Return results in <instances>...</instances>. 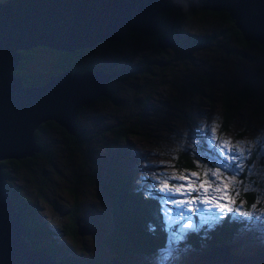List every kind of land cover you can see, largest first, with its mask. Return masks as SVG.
<instances>
[{
	"label": "rangeland",
	"instance_id": "374dc122",
	"mask_svg": "<svg viewBox=\"0 0 264 264\" xmlns=\"http://www.w3.org/2000/svg\"><path fill=\"white\" fill-rule=\"evenodd\" d=\"M175 20L170 13L162 24L161 30L171 29L177 41L163 53L156 52L150 40L135 36L105 49L104 58L100 51L105 47L95 50L100 55L95 58L100 67L126 65L138 75L113 83L118 91L113 102L95 99L87 103L80 116L89 131L85 156L70 151V139L65 138L62 130L50 127L36 133L38 141L53 155L49 163L37 158L23 168H8V181L19 187L30 202L27 216L45 222L54 237L67 223L73 199L78 201L80 222L75 224L87 228L89 234L74 245L68 237L58 236L66 247L60 252L62 255L80 260L84 256L85 261L94 258L98 264H111V257H117L104 244L115 226L111 220L114 204L110 205L103 193V183L111 172L127 180L129 190L138 189L154 199L164 230L161 249L152 254L131 253L127 260L117 257L121 264H202L199 253L206 246L203 237L209 238L208 230L229 219L235 220L237 229L231 241L222 244H230L231 253L248 256L255 249L264 251V72L258 74L254 83L258 100L247 99L237 109L234 97L253 66L251 55L258 60L263 57L253 48L246 50L248 58L239 59L231 49L235 46L233 41L221 38L225 28L221 17L191 14ZM197 35H207L210 42L195 46L192 41L187 45L183 40ZM156 60L165 64L160 66ZM60 69L53 72L49 69V74H57ZM224 99L232 100V116L230 125L223 131L220 114ZM120 121L127 122L131 132L112 142L109 130L120 127ZM101 132H104L102 136ZM180 150L190 152L191 170L178 166ZM87 158L88 166L82 165ZM225 164L231 167L225 168ZM193 172L198 175L189 179L195 182L193 187L197 191L168 196L161 192L165 181L169 188L189 183V180L172 179L173 174L179 177ZM205 180L212 182L211 187L205 184L207 191L199 187ZM224 183H229L228 195L235 203L220 199ZM217 186L220 192L215 191ZM38 187L42 188V199L36 196ZM188 191L187 187L182 188V192ZM248 199H253V203L245 206ZM224 204L233 210L218 207ZM177 205H183V211L187 212L182 224L191 227L186 228L182 239L173 243L172 226L164 222L181 211ZM155 224L154 220L150 231ZM118 225L117 230L125 233L120 221ZM49 240L39 238L40 242ZM57 258L58 255L53 259Z\"/></svg>",
	"mask_w": 264,
	"mask_h": 264
},
{
	"label": "water",
	"instance_id": "95a60500",
	"mask_svg": "<svg viewBox=\"0 0 264 264\" xmlns=\"http://www.w3.org/2000/svg\"><path fill=\"white\" fill-rule=\"evenodd\" d=\"M188 12H222L241 44L264 48V0H189ZM182 11L173 0H0V170L1 161L25 160L39 151L34 131L50 123L68 134L76 131L81 106L107 95L116 76L102 68L62 70L37 86H26L13 73L19 51L51 49L76 53L115 44L123 33L153 35L157 14ZM184 12V11H182ZM173 39L161 38L164 50ZM244 56V55H243ZM158 65L165 62H156ZM81 236L87 228L77 227ZM26 228L15 211L0 172V264H60L25 239ZM230 244L201 251L202 264H264V251L231 253ZM111 264H121L111 257Z\"/></svg>",
	"mask_w": 264,
	"mask_h": 264
},
{
	"label": "trees",
	"instance_id": "16d2710c",
	"mask_svg": "<svg viewBox=\"0 0 264 264\" xmlns=\"http://www.w3.org/2000/svg\"><path fill=\"white\" fill-rule=\"evenodd\" d=\"M170 13H173V16H175V21H180L186 17H189L191 14H205L215 17H221L224 21V13L222 12L163 11L157 14L158 23L155 27V34L144 36L141 34L123 33L121 41H116L115 44L112 45L103 46L105 48L100 51V55L103 58L106 57L104 54L105 49L114 48L115 46H117V44L120 45V43H124V41L131 36L140 37L143 39V41L150 40L153 49H155V51L158 53H163L166 49H160L157 46V40L163 37L170 39L174 38L172 33L169 31L171 29H166L165 31L161 30L165 17H167ZM224 22L225 28L223 29V37L221 38H227L225 41L230 39L231 41H233L235 46L231 49L235 51L234 53L239 59L248 58V53L246 52V50L251 51L250 49L253 48L257 49L256 51L253 50L256 52V54H260V56L263 57L262 59L258 60L255 55H251L254 60L253 66L249 71V75L245 78L243 85L239 88L238 92L236 93V96H234L235 98H237L236 108L240 109V107L244 105V102L247 99L258 100L254 83L258 74H260V72H264V48L241 44L236 30H230V21ZM207 38H209L207 35H197L194 37L190 36L188 39L183 38V40H186L185 43L187 45H189L188 43L192 41L195 46H204L210 42ZM173 41L175 40L173 39ZM96 49L97 48L71 54L46 48L19 51L20 59L16 68L13 70V73L21 78L22 83L24 85L37 86L43 84L47 80L48 76L50 75L49 69H52L53 72V70L57 69L58 67H61L60 70L68 69L75 72H81L88 69L102 68L109 73H116V76L111 79L106 85L107 95L100 96L98 99L113 102L114 97L118 92L117 89L114 87L113 83H118V81L123 79L128 81L131 78H135L138 74L136 72H132L131 67L126 65L116 68L105 66L100 67V65H98L99 61L95 59L100 56L99 53L95 52ZM147 60L149 61L148 58ZM150 62L152 63L151 60ZM159 65L163 66L164 64L160 63ZM157 68L163 69L162 67L158 66ZM44 77L45 79L42 83ZM231 102L232 100H223L220 114L222 122L220 128L221 130L223 129V131L226 130L230 125V117L232 116ZM87 105L88 104L81 106V108L77 111L75 115V133H67V138L70 139L69 146L72 147L70 148V151H76L82 154V156H85V149L89 148V142L86 138V134L87 132H89L87 130V123L80 121V116L82 112L85 111ZM126 123L127 122L120 121V127H118L117 129L109 130L112 134V142L124 138L126 136V133L131 132V129L126 126ZM50 127L56 128L55 126L46 122L39 124L38 129L34 131L39 151L34 153L32 156L26 157L24 161L15 159H7L1 161L2 167L0 172L4 178L5 190L10 196V200L15 211L19 214L22 219V222L26 228L25 239L27 240L32 249L37 250L38 248H42L45 252L49 253L52 258L58 255L56 261L60 264H98V262H96L94 258H90L85 261L84 256H82L80 260L74 259V257L68 255H62V253H60L65 250L66 247L59 242L58 236L60 238L68 237L69 240L72 242V245H74V243L82 242L84 236H86H81L77 233L78 229L75 223H79L80 221L77 215L76 203L78 201H76V198H74L71 203V209L70 213L68 214L67 223H64L62 225L60 233L54 237V233L51 231L50 227L45 222H37L35 221L34 216H27L26 208H29V200L20 192L19 187L13 185L11 182L8 181L9 172L7 171V168H23L25 165H30L34 163L37 158L46 161V163H49L53 155L49 153L46 145H43L41 142L38 141L36 133L39 132V129L41 131ZM103 133L104 132H101L99 135L102 136ZM63 134H65V132H63ZM80 142L84 143V145H81ZM189 153L190 152L186 150H180V152L177 153L180 160L178 166L183 167L184 170L192 169V164L188 157ZM86 162H89V158H87V161L84 160L82 165L88 166ZM118 176V173L111 172L108 176V179L105 181V183H103L105 188L103 191L104 195L110 202V205L114 204V206H112L113 210L111 211V220L112 224L115 225H113L114 230L111 235L106 236L104 244L110 248L111 253H113L115 256L123 257L124 259L126 258V260L129 254L131 253H155L164 246V230H162L161 228V222L159 221V210L157 208L156 202L151 197L142 194V192H140V190L138 189L136 191L129 190L127 186L128 181L122 180L121 176ZM36 196L37 198H43L41 187L37 188ZM252 203L253 199H248L244 204L245 206H250ZM154 220L157 224H155L154 229L150 231L149 227L151 224H153ZM119 221L121 222L123 229L126 231L125 233H121L119 230H117L119 226ZM133 224L134 226H132ZM127 226L131 228L132 231L128 229ZM236 229L237 224L235 223L234 219L224 220L218 225H215L214 228L208 230L210 237H203L204 241L206 242V246H204L202 249L205 250L206 248L215 243L231 241L233 235L236 232ZM199 233H201V231H199ZM196 237L197 239H199L200 234H198V236ZM39 238H49L50 240L49 242H40ZM256 250L257 249H255L254 251Z\"/></svg>",
	"mask_w": 264,
	"mask_h": 264
},
{
	"label": "snow or ice",
	"instance_id": "6c2138e0",
	"mask_svg": "<svg viewBox=\"0 0 264 264\" xmlns=\"http://www.w3.org/2000/svg\"><path fill=\"white\" fill-rule=\"evenodd\" d=\"M212 131H213V133H215L216 128H213ZM224 143H225V145H227L228 141H225ZM224 167L228 168V167H231V165L225 164ZM197 175L198 174L195 172L190 173L189 176L181 175L179 177H177V176H175V174H173V176L171 177L172 179L189 180V183L187 185H179V186H174L173 188H169L167 181H165L163 183V185L161 186L160 190H161V192H164L166 194V196L174 194V193H180L181 195H190L191 191H197V189L193 187V184L195 182L191 181L189 179V177H196ZM212 175L217 176V179H219V176L217 175V173H213ZM229 183H231V182H229ZM229 183H224V193L221 195L220 199H224V200L228 201L229 203H235V201L231 198V196L228 195ZM205 184H208L209 187L212 186V182L205 180L204 182L200 183L199 187L205 188ZM184 187H187L188 189H190V191H188L187 193L182 192V188H184ZM207 190L208 189L205 188V191H207ZM215 191L220 192L221 191L220 187L217 186ZM177 206L179 208H181V211H179L175 217L170 216V218L164 222L167 225L172 226L171 231L173 233V235H172V242L173 243H176L180 239H182L185 235L186 228L191 227V224H189V225H183L182 224L183 219L185 218V216H187V212L183 211V205H177ZM218 207H220L222 209H227V211L233 210L232 208L228 207V204L218 205ZM252 207H255V205H252ZM200 211H201L200 209H197V212H200ZM248 215H251V213H248ZM188 218L191 220V217H188Z\"/></svg>",
	"mask_w": 264,
	"mask_h": 264
},
{
	"label": "clouds",
	"instance_id": "9594fccd",
	"mask_svg": "<svg viewBox=\"0 0 264 264\" xmlns=\"http://www.w3.org/2000/svg\"><path fill=\"white\" fill-rule=\"evenodd\" d=\"M173 3H176L184 12H188L190 10L189 0H173Z\"/></svg>",
	"mask_w": 264,
	"mask_h": 264
},
{
	"label": "flooded vegetation",
	"instance_id": "af4514ba",
	"mask_svg": "<svg viewBox=\"0 0 264 264\" xmlns=\"http://www.w3.org/2000/svg\"><path fill=\"white\" fill-rule=\"evenodd\" d=\"M172 39H174L175 41H176V39L175 38H172ZM7 171L9 172V169L7 168ZM42 249V248H41Z\"/></svg>",
	"mask_w": 264,
	"mask_h": 264
}]
</instances>
